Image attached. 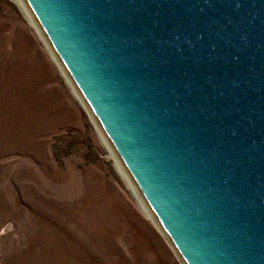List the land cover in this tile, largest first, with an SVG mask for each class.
<instances>
[{
    "label": "water",
    "instance_id": "95a60500",
    "mask_svg": "<svg viewBox=\"0 0 264 264\" xmlns=\"http://www.w3.org/2000/svg\"><path fill=\"white\" fill-rule=\"evenodd\" d=\"M184 264H264V0H24Z\"/></svg>",
    "mask_w": 264,
    "mask_h": 264
},
{
    "label": "rangeland",
    "instance_id": "374dc122",
    "mask_svg": "<svg viewBox=\"0 0 264 264\" xmlns=\"http://www.w3.org/2000/svg\"><path fill=\"white\" fill-rule=\"evenodd\" d=\"M0 264H183L14 0H0Z\"/></svg>",
    "mask_w": 264,
    "mask_h": 264
},
{
    "label": "bare ground",
    "instance_id": "6f19581e",
    "mask_svg": "<svg viewBox=\"0 0 264 264\" xmlns=\"http://www.w3.org/2000/svg\"><path fill=\"white\" fill-rule=\"evenodd\" d=\"M14 1L19 6V8L23 12L24 16L30 22V24L35 28V30L37 31L38 35L40 36V38L42 39V41L46 45L47 49L51 53L52 57L54 58V60L59 65L60 69L62 70V73L64 74L66 80L70 84V86H71L74 94L76 95V97L80 100V102L86 108V110L88 111L89 115H91V118H92V120H93L96 128L98 129L100 135H101L102 141L105 143L106 148L108 149V156L112 159L116 170L118 171V173L122 177V179L125 182L126 186L131 190V192L135 196V198H136L138 204L140 205V207L142 208V210L156 223V225L161 229V231L163 232V234L165 235V237L168 239V237L166 236L165 232L163 231V229L160 227L159 223L157 222L154 214L152 213V211L150 210V208L146 204V202H145L144 198L142 197L140 191L138 190V188L136 187L135 183L131 179V177H130L129 173L127 172L126 168L124 167L123 163L119 159L118 155L115 153V151L112 148V146L109 144V141L105 137V134L103 133V131L100 128V126L98 125L97 121L95 120V118L93 116V113L91 112V110L89 109V107L86 105L85 100L83 99V97L81 96V94L79 93V91L77 90V88H76L75 84L73 83V81L71 80L69 74L67 73V71L65 70V68L61 64L59 58L57 57V55L55 54L54 50L52 49L51 45L47 41V38L45 37L43 31L41 30V28L39 27V25L37 24V22L35 21V19L31 15V12L27 8V5H26L25 1L24 0H14ZM177 255L180 258L181 262L183 263V261H182V259H181V257L179 256L178 253H177Z\"/></svg>",
    "mask_w": 264,
    "mask_h": 264
}]
</instances>
